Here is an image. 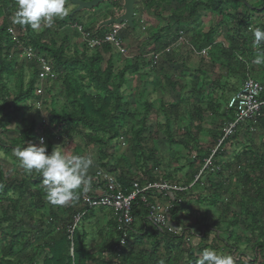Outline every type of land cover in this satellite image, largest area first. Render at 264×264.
Wrapping results in <instances>:
<instances>
[{
    "label": "trees",
    "instance_id": "obj_1",
    "mask_svg": "<svg viewBox=\"0 0 264 264\" xmlns=\"http://www.w3.org/2000/svg\"><path fill=\"white\" fill-rule=\"evenodd\" d=\"M2 1L0 0V134L6 133L5 126L14 119L15 115L21 118L22 114H24L23 106L27 105L34 97L33 93L38 72L34 64L28 63L29 66L27 67H29L31 75L28 82L24 84L23 69L21 66L17 67L15 62V57L19 53L15 51L12 36L8 32L11 29L14 33V40L19 41L25 47L33 48L38 55L49 61L52 72L55 75L52 85L57 84V82L60 84L61 96L65 100L66 109L62 110L60 114L51 113L48 120V130L52 131L55 139L70 140L74 136H80L85 145L93 148L97 152L99 160L103 162L108 158L105 153L106 145L111 141L117 140L122 135L126 136L128 134L127 131H130L128 136L131 138V151L137 156L136 162H141L144 167H147L151 163L149 168L153 170V167L158 163V158L156 157L155 151L145 149L143 134L146 130L147 117L149 112L154 108L155 103H144V113L139 118L138 115L128 112L130 103L122 92L127 75L128 77H134L140 73V61H142L143 54L139 53L138 57L131 58L133 61L126 62L121 67L114 66V62L118 64L121 60L129 59V57L123 58L109 44L89 50L85 44L78 41L80 42L78 45H80L81 50L74 51L70 54L68 53L69 45L67 46L68 39L65 37L61 39L60 43H57L53 39L45 41L42 33H36L29 26L9 24L6 18H2ZM80 1L86 2L89 0ZM159 1L168 5L172 0H149L148 4L152 6ZM176 1H179L182 7L176 9L173 15H171L169 19L171 25L166 27L164 30L165 33L160 35V37L156 33L154 41L159 47L158 49L162 50L175 41L179 31H182L181 23L184 20V15L188 14L190 16L194 8H205L210 11L220 12L223 5L232 4L235 7L241 6L245 11L253 14V16L264 13L263 1L254 4L252 7L247 5L244 0H204L196 4H193V0H189L190 5L187 4L188 2L186 0ZM112 6L118 7L122 11V5H118L117 2L112 1ZM16 10L17 5H15L14 14ZM79 13L71 12L63 20L56 22V25L58 27L64 26L67 29L69 25L77 24L89 34V37L96 36L101 38L108 32L109 26L100 27V22L83 24L77 19V14ZM117 17H119V14L117 16H109V18L103 20L116 19ZM243 20H247V15L243 16L239 24H243ZM258 27L264 29V23ZM92 28H95L96 31H93L95 29L92 30ZM132 28H135L134 23ZM72 33L73 37L78 39L77 33L74 31ZM219 34L220 32L209 29L202 36L200 45L209 46L210 51L207 53V57L212 66H218V68L225 69L230 74H234V66L239 64V60L235 57L234 41L230 39L231 46L224 49L221 45L215 44V39ZM193 40L198 41L197 38H193ZM247 51L252 61L250 67L255 66L261 70V74L257 76V79H252L264 87V64L255 65L253 63L258 53L264 51V44L257 51L252 52L250 49ZM148 62H153V56L150 55L148 57ZM247 62L249 61L246 60L245 64ZM10 82L14 83L12 89L8 88V83ZM166 82L174 89L175 83H172L169 77L166 78ZM194 92L193 90V95L198 96L200 94L198 93L197 95ZM235 92L236 90L230 93L234 94ZM197 100L202 102V99ZM203 103L206 105V111L211 114H216L217 106L212 101L206 100ZM168 107L163 112L165 116L163 137L168 145L179 146L189 151V141H193L195 135L199 134L201 130L199 124H196V122L199 121L198 117L204 113V109L194 107L186 111L187 125L183 128V137L178 141H174L173 132L170 129V122L177 118L176 110L178 107L173 104H169ZM226 114H229V116L225 117V112L220 115L222 116L221 124L223 123L224 117L226 121L233 119L230 111L226 112ZM138 118L139 120H137ZM131 122H133L132 128L129 126ZM127 124H129V127ZM256 125L264 132V113L256 122ZM238 131L239 129L236 132ZM34 135L35 126L30 125L20 134L19 142L22 144L21 148L31 145L34 142ZM219 135L220 133H213L212 142L214 144L217 143ZM235 135L236 133L231 138L234 139ZM230 139L225 141L222 151L219 150L217 156L224 151L225 145ZM46 146L48 154H51L54 149L52 143L48 142ZM11 149V147L0 142V153L7 154ZM197 154H199V162L202 163L204 158L208 157L209 152L206 154L201 153V155L200 151H198ZM73 155H81V153L75 150ZM124 158L121 156L118 158L115 165L117 169L123 168L124 163H126ZM100 165L101 168L107 169L110 172H114L115 170L114 167L108 169L106 165ZM225 168H228V166H225ZM243 168V177L240 179V196H237L238 199L235 201V206L238 208L237 215L230 211V206L234 198L230 197L229 200H223L221 185H216L211 181L209 182L212 190L209 206L216 207L217 209L215 211L217 213L219 211L222 216L218 217L210 225L211 227H204V230H214V233L219 234L221 232L223 237L216 235V238L223 245H227V241H232L236 245L240 241L239 236L235 233V229L240 226L244 227L254 239L256 237L261 239V241L254 243L250 248L253 251V255L249 258L248 262L250 264L254 262L253 264H255L259 260V264H264V141L261 143V151L259 153H254V150L250 151L248 163L244 164ZM150 170L147 169L146 171L148 180L149 182H154L156 179L152 177ZM130 178L122 170L119 172L117 181L126 192L129 190L128 181ZM163 178L168 181H173V176L169 174H165ZM41 181L42 178L38 174L35 179L29 176L18 182L7 181L0 172V243L2 244V247H0V264H23V261L26 264H32L34 253L28 251L32 246V242L28 239L29 236L32 241H38L40 237L48 238V241H50V243L43 242L41 245L34 247L40 250H47L48 252L49 257L44 258L42 264H161V261H163V264H196L203 250L212 249L210 245L202 247L198 245L199 247L197 249L192 248L185 252L183 249V234L173 236L163 233L161 243L155 241L150 246V251L145 250L143 244L147 235L146 225L149 224L144 220L146 212L137 206H132L131 215L133 222L134 219L143 218V224L140 228H135L132 223L128 236L122 244L124 247L121 246L122 248L119 244L121 236L117 231L114 218L111 212L105 209L88 210L69 234L67 228L73 225V217L81 209L79 208L75 212L71 207L60 209L58 206L51 204L46 209L44 202L46 195L45 191L40 189L42 185ZM30 188L34 189L33 193L29 191ZM248 192L251 198L254 199H248L242 196V194ZM14 194L18 195L16 199L11 197ZM85 195L88 194L83 193L78 202H81L82 197ZM96 211L98 213L105 212L103 216L108 218V220L106 222V237L102 239L96 254L91 255L87 252L86 246L83 243L85 234L79 231L89 219L93 218L94 212ZM19 213L23 214V217L27 216L29 219L37 216L38 228L32 229L33 232L30 235L20 232L17 233L18 227L24 225L21 218L16 221ZM224 215L228 216L225 222L222 219ZM4 223L8 225L4 227ZM80 223L81 227H79ZM150 227L154 230L155 234H158L156 229L152 226ZM205 235L206 232H202V238ZM130 237H134L135 241L131 245H128L126 249L125 247ZM248 242V240L245 241V243ZM70 245H72L71 257L68 255ZM160 246L163 249V258H159L156 254ZM230 248L235 250L237 255H242L241 252L237 251L235 246H231ZM256 249H259L257 253L255 251ZM118 251H120L119 254H117ZM105 253L109 254L108 260H105L103 257ZM234 264L244 263L240 259H234Z\"/></svg>",
    "mask_w": 264,
    "mask_h": 264
},
{
    "label": "rangeland",
    "instance_id": "obj_2",
    "mask_svg": "<svg viewBox=\"0 0 264 264\" xmlns=\"http://www.w3.org/2000/svg\"><path fill=\"white\" fill-rule=\"evenodd\" d=\"M112 1L113 0H108L91 10H82L81 16H78L77 19L83 24H90L98 23L101 20L103 22V19L109 18V16L122 15L123 9L121 11L118 7L112 6ZM186 1L188 2L187 4H189V0ZM200 1L204 0H193V4ZM244 1L247 5L252 7L254 4L263 0ZM2 2V18H6L8 23L13 25L17 0H3ZM114 2H117L118 5H122V0ZM148 2L149 0L135 1L133 8L134 29H128L126 24L123 23L111 25L108 30H115L117 32V37L126 49V57H129V59L121 60L118 64L114 62V66L121 67L124 63L130 62L132 60L131 58L138 57L139 53L143 54L141 58L142 61H140V73L134 77H128L127 75L122 92L130 103L128 112L138 115L139 118L143 116L144 103H155L154 108L149 112L147 117L146 130L143 134L145 149L155 151L156 157L158 158V163L153 167V170L149 168L151 163H149L147 167H144L141 162H136L137 156L131 151V138L128 136L130 131H127L128 134L126 136L122 135L117 140L111 141L106 145L105 153L108 158L103 162L99 160L98 154L93 148L85 145L80 136H74L70 140L55 139L52 131L48 130L47 127H43V122L49 120L51 113L60 114L62 110L66 109L65 100L61 96L60 84L57 82V84L55 83L53 85L50 83L49 86L46 87V92L41 99L43 101L42 106L38 108L35 107V105L32 106L29 104L23 106L24 114H22V117L20 118L15 115L14 119L5 126L6 133L0 134V142L12 149L7 154L0 153V172L7 181L18 182L29 176L33 179L36 178L37 173H26L20 167L19 161L13 153L15 148L22 147V144L19 142L20 134L30 125H34V142L31 145L39 146V136L43 135L45 145L49 142L52 143L54 148L60 146L68 155H73L75 150H78L82 156L87 154L92 155L94 165L89 171L91 188L86 192L88 195H95L96 192H99L96 173L98 171H108L107 169L101 168L100 164L106 165L108 169L114 167L115 170L112 173L116 175L117 179L119 172L122 170L130 177L148 180L146 171L149 169L152 177H154L156 181L163 180L186 187L192 185L193 182V186L188 188V192L184 194L185 196L181 199V203L176 204L172 209L173 211L170 212L168 216V225L173 233L165 234L173 236L183 234V249L185 252L188 249H197L199 247L198 245H200V247L210 245L211 248L218 253L231 255L233 259H240L244 264H250L248 260L253 255V251L250 248L254 243L261 241V239L257 237L254 239L244 227L240 226L235 229V233L239 236L240 242L235 245L232 241H227V245H223L216 238V235L223 237L221 232L220 234L214 233V230H204V227H211L210 225H212L218 217L222 216L219 211L218 213L215 211L217 209L216 207L209 206V200L212 194V190L209 186L210 181L216 185H221L223 200H229L230 197L234 198L230 206V211L237 215L238 208L235 206V201L238 199L237 196H240L239 189L241 185L240 179L243 177L244 172L243 166L248 163L250 151L254 150V153H259L261 151V143L264 141V132L257 127L256 123L243 125L239 128V131L236 132L235 138H231L225 145L224 151L222 153L220 152L221 154L218 156L216 155L213 166L202 172L203 163L199 162V154L197 153L200 151V154H206L208 152L210 154L214 149L215 144L212 142V136L213 133H220L222 127V116L220 115L225 112V105L228 97L231 95L230 92L237 90L247 76L257 79V76L261 74V70L257 67H250L252 61L247 50L250 49L252 52L257 51L256 48L251 46L254 38L250 29H254L264 23V13L253 16V14L245 11L241 6L235 7L232 4H226L222 6L220 12L210 11L205 8H194L190 16H188V14L184 15V20L181 23V33L183 38L192 44L194 48H201L200 40L209 29L220 32L215 42L224 49L231 46L232 43L230 39H233L235 57L239 60V64L234 66V74H230L225 69L212 66L206 54L195 55V53L190 52L187 45L182 41L177 45L174 42L171 43L166 53H163L166 58L161 56L162 54L158 53L160 52L158 49L159 47L154 41L156 33L159 37L165 33L164 30L166 27L171 25L169 22L171 15H173L176 9L181 8L182 4L179 1L172 0L168 5L159 1L151 6ZM66 6L70 8V11L75 9L70 2ZM244 15H247V20H243L244 23L239 24ZM58 21L60 20H56L51 27L42 25L40 29L34 31L36 33H42L45 41L53 39L57 43H60L61 39L65 37L68 39V53L71 54L74 51H80L81 47L75 44L72 31L68 28L66 29L64 26L58 27L56 25ZM93 25L95 26V24ZM93 29L95 28H92V30ZM93 31H96V29ZM193 38H197L198 41H194ZM148 43L151 45L150 47H148ZM150 51H153L151 52L153 54H151ZM156 54H158L159 57H153V62H148V57ZM160 56L161 58L163 57V59H161ZM246 60L249 61L247 64H245ZM15 62L17 67H22L23 81L24 84H26L31 75V71L29 67H27L29 65L20 54H17L15 57ZM242 62L244 63L241 64ZM198 70H201L202 74L201 72L197 73ZM168 77L172 83H175L174 89L167 84L166 78ZM13 85V82L8 83V88L12 89ZM193 90L197 95L198 93L200 94L198 96L195 94L193 95ZM197 99H202V102ZM206 100L212 101L217 106L216 114H211L205 110L206 105L203 102H206ZM169 104L177 105L178 107L176 110L177 118L170 122V129L173 132L174 141H178L183 137V128L187 125L186 111L194 107H201L204 109V113L198 117L199 121L196 122V124H199L201 130L199 134L195 135L193 141H189V151L179 146L168 145L163 137V130L165 127V116L163 112L169 108ZM227 116H229V114L225 113V117ZM139 118L137 120H139ZM129 124H127V126L129 125L132 128L133 122ZM127 126L126 128L129 127ZM120 156L125 157L126 163H124L123 168L117 169L115 165ZM225 166H228V168H225ZM218 173H220V175H218ZM165 174L173 176V181H168L163 178ZM197 177V182H194ZM40 189L44 190L42 185ZM29 191L33 193L34 189L30 188ZM17 196V194L11 195L13 199H16ZM242 196L248 199L251 198L249 192L242 194ZM44 202L46 209H48L50 203L47 199H45ZM4 205H6V203H4ZM80 205L81 202H76L66 207H71L72 210L76 212L79 210ZM58 208L63 209L65 207L58 206ZM103 213H98V211L94 212L93 218L89 219L79 231L85 234L83 243L86 246L87 252L91 255L96 254L102 239L106 237V222L108 218L104 217ZM20 218L24 225L18 227L17 233L20 232L30 235V233L33 232L32 229L38 228L37 216H33L32 219H29L27 216L23 217V214L19 213L16 221ZM227 218V215L222 217L224 222ZM142 221L143 218L134 219V227L140 228L143 224ZM81 223L79 227H81ZM6 225L8 224H3L4 227ZM71 228L72 226L67 228L69 234L71 233ZM179 228L182 230L175 231ZM146 231L147 235L144 240L143 248L150 251V246L153 245L155 241L162 242L161 239L163 235L158 231V234H155L154 230L149 225H146ZM204 231L206 235L202 238V232ZM28 239L32 242V246L28 251L34 253L32 264H42V260L49 257L48 252L47 250H40L34 247L36 245H41L43 242L50 243V241H48V238L43 237H40L38 241H32L30 236ZM247 240L249 242L245 243ZM134 241V237H130L125 248L127 249V246L134 243ZM121 246L120 244V247ZM231 246H235L237 251L241 252L242 255H237L235 250L230 248ZM0 247H2L1 243ZM258 250L259 249L255 250L256 253ZM119 252L120 251H118L117 254H119ZM156 254L159 258L164 257L161 246L158 248ZM68 255L69 257L72 256V245L69 246ZM103 257L105 260H108L109 254L105 253ZM253 263L254 262H251V264ZM23 264H26V262L23 261ZM255 264H259V260H257Z\"/></svg>",
    "mask_w": 264,
    "mask_h": 264
},
{
    "label": "built area",
    "instance_id": "obj_3",
    "mask_svg": "<svg viewBox=\"0 0 264 264\" xmlns=\"http://www.w3.org/2000/svg\"><path fill=\"white\" fill-rule=\"evenodd\" d=\"M68 29L76 32L79 41L85 44L89 50L109 44L119 55L123 58H127V52L121 45L115 30H109L101 38H98L96 36L89 37V34L77 24L69 25ZM8 32L12 36L15 51L24 57L27 63L34 64L38 70L33 93L34 97L27 103L32 106L35 105V107L38 108L42 106V96L46 92V87L54 81L55 75L52 72L48 60L38 55L33 48L25 47L19 41L14 40V33L11 29H9ZM180 41L187 45L189 51L195 53V55H203L206 53V50H201L199 52L195 51L193 46L183 38L182 33L179 31L177 42L179 43ZM153 57L156 58L159 57V55L156 54L153 55ZM263 93L264 90L261 84L247 77L240 85L238 91L228 98L225 105V113L230 111L233 115V119L231 121H226L225 118L223 119L219 139L208 157L203 160L201 172L213 166L217 152L219 150L222 151L225 141L230 139L240 127L254 124L262 117L264 113ZM43 127L48 128V121L43 122ZM41 138L44 140V136H39V144ZM96 176L99 194L91 196L85 195L82 197L80 205L81 211L75 215L71 230L74 229L88 210L105 209L110 211L114 218L117 231L121 236V245L124 239L127 238L133 223V217L131 215L132 206L143 209L146 212L145 221L158 232L162 234L173 233L168 225L170 210L173 208L174 203H181V199L185 196L184 194L188 192V188L193 186V182L192 185L186 187L163 180L149 182L145 179L133 177L128 181L129 190L126 192L117 181L118 179L114 173L110 171H98ZM197 180L198 177L194 182H197ZM157 217L162 219L157 220Z\"/></svg>",
    "mask_w": 264,
    "mask_h": 264
},
{
    "label": "clouds",
    "instance_id": "obj_4",
    "mask_svg": "<svg viewBox=\"0 0 264 264\" xmlns=\"http://www.w3.org/2000/svg\"><path fill=\"white\" fill-rule=\"evenodd\" d=\"M68 4L69 0H17L13 23L29 26L33 30L40 29L42 25L51 27L56 20H63L70 14V8L66 6ZM250 31L254 37L253 47L260 49L264 44V29L256 27ZM253 63L264 64V51L258 53ZM13 153L26 173L35 172L42 178L46 199L53 206H71L91 188L89 171L94 165L91 154L68 155L60 146L48 154L43 138L39 146L17 147ZM159 219L162 218L157 217ZM196 264H234V259L231 255L205 249Z\"/></svg>",
    "mask_w": 264,
    "mask_h": 264
},
{
    "label": "water",
    "instance_id": "obj_5",
    "mask_svg": "<svg viewBox=\"0 0 264 264\" xmlns=\"http://www.w3.org/2000/svg\"><path fill=\"white\" fill-rule=\"evenodd\" d=\"M106 1L108 0H89L86 2L80 0H69V2L75 7L74 13H78L82 10H91ZM133 8L134 0H122L123 14L116 19L103 21L100 23V27H108L110 25H119L125 23L126 26L131 29L133 26Z\"/></svg>",
    "mask_w": 264,
    "mask_h": 264
},
{
    "label": "crops",
    "instance_id": "obj_6",
    "mask_svg": "<svg viewBox=\"0 0 264 264\" xmlns=\"http://www.w3.org/2000/svg\"><path fill=\"white\" fill-rule=\"evenodd\" d=\"M71 12L74 13V10H71L70 13H71ZM119 15H120V14H119ZM77 16L80 17V16H81V13L77 14ZM108 20H109V19H108ZM103 21H104V20H103ZM106 21H107V20H106ZM99 22L101 23L102 20L99 21ZM100 23H99V26H100ZM126 27H127V26H126ZM128 29H130V28H128ZM68 31H69V30H68ZM108 31H109V30H108ZM180 32H181V31H180ZM73 41H74V40H73ZM69 43H70V42H69ZM78 43H79V42H78V39L75 38V44H78ZM174 43H175L176 45L178 44V42H177V37H176ZM72 44H74V43H72ZM215 44H216V42H215ZM122 45H123V44H122ZM191 45H192V44H191ZM67 46H68V42H67ZM123 46H124V45H123ZM169 46H171V45H169ZM169 46L165 47V48L162 49V50L159 49L160 52H158V53H159V54H162L161 56H164V57H165V55H163V53H166V50L169 49V48H168ZM192 46H193V45H192ZM200 47H201V48L197 49V48H194V46H193V49H194L195 51H197V52H199V51H201V50H206V53H205L206 55H207V53L210 51V50H209V46H200ZM124 49H125V48H124ZM210 49H211V48H210ZM125 50H126V49H125ZM161 56H160V58H161ZM160 58H159V60H160ZM165 58H166V57H165ZM165 58H164V59H165ZM161 59H163V57H162ZM199 72H201V70H200V71H199V70L197 71V73H199ZM201 74H202V72H201ZM246 78H247V77H246ZM244 80H245V79H244ZM244 80H243V81H244ZM241 84H242V83H241ZM241 84H240V85H241ZM239 88H240V86H239ZM239 88H238V89H239ZM238 89L236 90V92L238 91ZM231 95H233V94H231ZM231 95H230V96H231ZM230 96H229V97H230ZM229 97H228V98H229ZM227 100H228V99H227ZM131 178H133V177H131ZM98 191H99V189H98ZM96 194H99V192H96ZM96 194H95V195H96ZM175 206H176V203H174L173 208H174ZM173 208H172V209H173ZM172 209L170 210V212L172 211ZM169 214H170V213H169ZM144 220H145V219H144ZM147 224H148V223H147Z\"/></svg>",
    "mask_w": 264,
    "mask_h": 264
}]
</instances>
